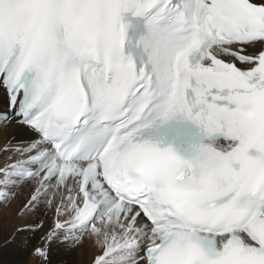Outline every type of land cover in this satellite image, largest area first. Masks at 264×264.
<instances>
[{
    "label": "snow or ice",
    "instance_id": "1",
    "mask_svg": "<svg viewBox=\"0 0 264 264\" xmlns=\"http://www.w3.org/2000/svg\"><path fill=\"white\" fill-rule=\"evenodd\" d=\"M0 92L33 264H264V0H0Z\"/></svg>",
    "mask_w": 264,
    "mask_h": 264
},
{
    "label": "bare ground",
    "instance_id": "2",
    "mask_svg": "<svg viewBox=\"0 0 264 264\" xmlns=\"http://www.w3.org/2000/svg\"><path fill=\"white\" fill-rule=\"evenodd\" d=\"M3 103V93L0 92V106H3ZM27 135L28 133L25 129L12 124L7 127L6 134L0 138V141H2V139H11L15 144L20 139L26 138ZM4 158L5 157L0 156V159ZM18 191L21 194V199L27 194L26 189L22 188ZM18 205L19 202L13 200L10 207H0V264H33L32 257L29 255V250L27 251V248L31 247V245L26 242V236L31 235V233H21L17 235L16 239L11 243L8 242L9 238L16 228L22 227L26 223L29 224L31 221H43V229H47L52 223V210L46 208H42L39 212L26 216L23 220H17L15 218V210ZM46 211L48 215L45 216L44 213ZM42 231L37 232L36 236L41 235ZM82 243V247L76 248L54 245L55 251H58L57 254H53L55 264H89L90 256L93 251V242L85 237ZM11 244H13L12 250L9 249Z\"/></svg>",
    "mask_w": 264,
    "mask_h": 264
},
{
    "label": "rangeland",
    "instance_id": "3",
    "mask_svg": "<svg viewBox=\"0 0 264 264\" xmlns=\"http://www.w3.org/2000/svg\"><path fill=\"white\" fill-rule=\"evenodd\" d=\"M32 222H33V221H31L30 223H32ZM34 222L37 223V224L40 223L39 221H36V220H35ZM30 223H29V224H30ZM48 224H49V222H48ZM9 249H10V250L13 249V244H11V245L9 246ZM28 250H30V247L27 248V251H28ZM54 253L57 254L58 251H55ZM54 253H53V254H54Z\"/></svg>",
    "mask_w": 264,
    "mask_h": 264
}]
</instances>
